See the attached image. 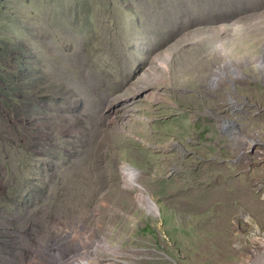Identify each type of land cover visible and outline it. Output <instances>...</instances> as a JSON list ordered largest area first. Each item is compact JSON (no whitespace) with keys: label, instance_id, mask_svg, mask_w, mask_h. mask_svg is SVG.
Here are the masks:
<instances>
[{"label":"rangeland","instance_id":"rangeland-1","mask_svg":"<svg viewBox=\"0 0 264 264\" xmlns=\"http://www.w3.org/2000/svg\"><path fill=\"white\" fill-rule=\"evenodd\" d=\"M263 55L264 0H1L0 264L76 220L110 264H264Z\"/></svg>","mask_w":264,"mask_h":264},{"label":"bare ground","instance_id":"bare-ground-1","mask_svg":"<svg viewBox=\"0 0 264 264\" xmlns=\"http://www.w3.org/2000/svg\"><path fill=\"white\" fill-rule=\"evenodd\" d=\"M228 28L226 27L222 30L224 35L229 33ZM168 58L170 59V57ZM262 62L261 67L264 68V55ZM230 66H219L216 69L217 72L211 78L210 86L216 87V85H219L225 81V79L234 85L235 78L239 76V71ZM229 97V101H231L234 107L233 109L242 110V103H238L232 94H229ZM224 130L233 138H239L241 136V134L231 126L224 125ZM137 175V170H130L124 173V178L126 180L134 179ZM138 197L140 201L144 202L149 211L157 213V204L154 202L151 195L142 193ZM76 221L74 226L72 225L73 228L71 227L74 233L69 231L70 229L67 227L50 229L46 232L39 231L36 233L35 237L31 235H21L20 247L16 250L17 255H8V257H10V264H110L109 260L104 261L91 258L88 251V244L90 243L88 242L92 240V236L89 231H86L81 220ZM92 246L94 248H90V252L100 251V253L109 254L118 251L119 253H125L122 252V250L120 251L118 247H111L105 244V241H103L102 244L93 243Z\"/></svg>","mask_w":264,"mask_h":264},{"label":"trees","instance_id":"trees-1","mask_svg":"<svg viewBox=\"0 0 264 264\" xmlns=\"http://www.w3.org/2000/svg\"><path fill=\"white\" fill-rule=\"evenodd\" d=\"M1 1V0H0Z\"/></svg>","mask_w":264,"mask_h":264}]
</instances>
